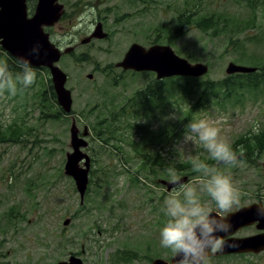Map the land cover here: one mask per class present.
Listing matches in <instances>:
<instances>
[{"label": "rangeland", "instance_id": "obj_1", "mask_svg": "<svg viewBox=\"0 0 264 264\" xmlns=\"http://www.w3.org/2000/svg\"><path fill=\"white\" fill-rule=\"evenodd\" d=\"M108 5L114 10L101 12V15L108 18L111 39L93 38L89 48H79L59 61V66L69 75L67 87L73 90L75 113L57 119L44 115L51 108V75L45 71H39L36 82L15 96L7 92L0 96L1 131L6 135L0 138V199L3 198L0 215L11 206H14L15 215H23L16 228L0 231L4 247L1 264H58L70 252L81 251L83 243L88 257L86 242L89 243L90 236L91 261L102 259L104 262L117 245L128 238H151L156 230L159 237L165 221L161 211L168 195L165 192H171L159 179L169 180L168 169H174L180 177L188 176L187 181L195 180L198 174H186L183 162L197 157L208 160L202 148L185 142L189 121L208 119L229 143L250 130H264V96L257 90H238L231 98L218 90V96L210 95L205 107L197 108L192 117L183 122L202 94L203 82L182 79L180 83L184 86L176 88V81L170 80L155 85L161 91L154 100L134 98L129 101L136 90L156 80L155 74L143 71L133 75L115 65L133 42L148 46V40L154 37L153 30L158 26L175 25L181 12L194 14L198 19L247 21L255 18L257 27H249L239 34L247 47L241 45L236 51L228 46L230 33L214 34L211 28L206 31L193 26L189 28L188 24L184 26L185 34L174 41L173 47L180 55L193 62L209 64V73L203 79L219 81L228 76L225 69L229 61L254 63L257 61L254 54L264 52V41L248 39L255 34H264V6L254 10L242 0H107L105 6ZM99 10L96 7V17ZM83 14L88 26L93 17L91 8ZM73 26L74 23L65 20L56 33L67 41L70 30L79 34L84 29ZM77 52H91V62L79 61ZM111 63L112 68H104ZM89 73L93 74L92 78L88 77ZM114 77H117V83ZM133 103L137 106L145 103L146 108L138 115L117 114L124 105L129 107ZM73 116L81 131L85 125L91 130L89 147L85 150L94 157L92 182L83 204L74 180L64 174L66 153L71 150ZM104 119L106 125L101 126ZM18 125L26 133L21 142H16L15 135L10 134V130L17 129ZM163 128H170L172 133L160 143L149 141V138L144 140V132L148 134ZM99 129L108 131L109 143L101 141L97 135ZM159 154L160 160L153 161ZM147 156L152 162L146 160ZM208 163L232 178L234 166L222 170L228 165L211 160ZM137 170H140L141 178L138 185L131 181ZM235 180L232 178L233 183ZM30 184V193H24L23 188L30 189ZM10 188L16 190L8 194ZM205 200L214 207L210 198L205 197ZM69 216L71 223L64 225ZM92 227H95L94 231H91ZM170 253L160 246V257L165 258ZM209 264H264V256L210 257Z\"/></svg>", "mask_w": 264, "mask_h": 264}, {"label": "water", "instance_id": "obj_2", "mask_svg": "<svg viewBox=\"0 0 264 264\" xmlns=\"http://www.w3.org/2000/svg\"><path fill=\"white\" fill-rule=\"evenodd\" d=\"M8 4L9 0H0V38H2L1 43L3 47L20 60H29L33 66L42 65L47 67L51 75L58 105L65 114L72 113L74 99L72 90L67 87L69 75L59 66V61L64 53L72 52L73 48L69 46L61 50L50 40L49 34L43 32L41 28V24L52 25L59 20L63 13V4L58 0H41L37 13L32 18H27L24 14L21 15L20 10L23 13L25 12L24 5H21L19 12H13L11 9L9 10ZM108 36L109 33L104 30L103 24L100 22L96 25L91 36L86 37L82 42L89 43L91 38L103 39ZM34 48L38 49V55L33 53L32 50ZM115 65L116 67H121L123 70L154 72L158 80L173 76L200 77L208 74L210 70L208 63L202 61L192 62L189 58L180 55L168 43H153L150 46H145L139 42H133L125 52L123 58L116 62ZM256 69V67L251 65L230 61L226 72L229 74L236 72L248 73L254 72ZM88 77L92 78L93 74L89 73ZM90 134L91 130L89 126L85 125L81 131L77 125L75 116H73L70 126L71 150L66 153L64 173L73 178L75 188L80 195L81 204L84 203L90 183L92 157L85 150L89 147L88 137ZM181 179L183 182H186L188 176L181 177ZM159 182L166 185L168 192L174 186L169 180L159 179ZM251 210L254 211L252 208L241 211L239 214H228V222L233 226L238 223L254 221L256 218L250 219L252 218L250 216L252 213H249ZM213 215H215L214 211ZM70 223L71 218H66L64 225H69ZM233 232L234 229H231L227 233L220 234L225 242L223 250L220 251L221 254L232 252L259 253L264 248V246L259 244V239L264 238V234L242 239L235 237L228 238ZM58 264H83V261L77 255L71 254L68 259L60 260ZM153 264H176V258L174 256L170 260L157 258L153 261Z\"/></svg>", "mask_w": 264, "mask_h": 264}, {"label": "flooded vegetation", "instance_id": "obj_3", "mask_svg": "<svg viewBox=\"0 0 264 264\" xmlns=\"http://www.w3.org/2000/svg\"><path fill=\"white\" fill-rule=\"evenodd\" d=\"M40 1L41 0H9V4H8L9 10L11 9V11L13 12H17V11L19 12V10L21 9V5H24L25 12L23 13L20 10L21 15L24 14L27 18H32L37 13ZM58 1L63 4V13L61 17L59 18V20L52 25H47L46 23L44 24L40 23V24H41V28L43 29V32L49 34L50 40L56 46L61 48V50H64L65 48L70 46L73 48L72 52H70L73 55V52L78 51L79 48H82V47L89 48V45H91V40H93V38H91L89 43H83L82 40L85 39L86 37L91 36L96 25L100 22L103 24V28L105 31L106 29H108L107 32L109 33V37L111 36V30L108 26L109 24L108 18L101 15V12L111 13L114 10L112 6H109V5L105 6L107 0H58ZM242 1L248 4V6L250 7L248 0H242ZM256 4L259 6L258 7L259 9H262V6H264V0H258ZM96 7L100 8L99 13L97 14V17L95 16ZM88 8H91V14L93 15V17L91 18V23L87 26L83 19L84 17L83 13ZM0 10H1V6H0ZM65 20H68L70 23H74V26H73L74 29L84 28L81 30L79 34L73 33L71 32L72 30H70L69 32L70 34L68 35L67 41L63 40L56 33L57 28ZM246 29L240 32H234V30H227V32L225 33L226 34L230 33L234 41H237L238 43L242 41L244 45H246L245 41H243L242 38L239 36V34L241 32H245ZM252 36L253 38H248V39L253 42H263L264 41V34L263 36L261 35L257 36L256 34ZM109 39H111V37ZM1 41H2V38H0V62L10 63V69H14L16 70V72H19L20 71V67H19L20 59L17 58L15 55H13L10 51L5 49ZM152 44L153 43L151 41L148 43V46ZM228 46H230V41H229ZM232 51H235V50L232 49ZM70 53H64L62 57L65 55H69ZM77 58L79 59V61L80 60H90L91 62V52H82L78 54ZM254 58L257 59L258 61H261V63L264 64V52L263 51L256 52L254 54ZM234 62L241 63L239 61H234ZM246 65L254 66L257 68L256 71H260V67L257 64L248 63ZM31 67L36 72L37 77H39V74H38L39 71H45L48 74H50L49 69L45 66L31 65ZM124 71L130 72L133 70H124ZM256 71L248 72V73L236 72V73L229 74L226 72V69H225V72L228 76L220 80H223V82L225 81V83H229V85L232 86V90L228 92L227 95L231 98L233 93H235L238 90L251 89V90H257L259 94L264 96V70L260 71V74L257 77L253 78L251 82V86L248 85V86H244L243 88L238 87L239 82L241 81L240 79H245V77H247L248 74H253ZM187 77H192V76H187ZM203 77L204 76L193 77V78H201L199 80L201 82H205L206 80H214V79H203ZM155 79L158 80L156 78V74H155ZM165 79L166 78L162 80H158L159 82L157 84L158 85L166 84L167 81L169 80L165 81ZM214 81H218V80H214ZM201 95L198 98V100L195 102V104L199 103V101L201 100ZM72 113H75L74 110ZM244 137L245 136L240 135L233 142L230 143L238 158V163L233 168L234 173L232 172V178L236 179L234 182V185L238 188L239 192L241 193V199H240L239 206L234 207L230 213L239 214L241 211H245L246 209L253 208L254 211L252 210L249 211V213H252V215H250L252 218L250 219H255V218L256 219L254 221H250L249 223L243 222V223H238L236 225L231 226L232 227L231 229H234V232L231 235H229L228 238L235 237V238L242 239V238H247V237H251V236H255L259 234H264V215H260L258 213V205L264 204V136H262L259 140V142H261L260 145L257 147H254L253 149H249L248 146L245 145V142H247L246 141L247 138H244ZM234 144L236 145L233 146ZM238 148L240 149L238 150ZM91 157L92 159L94 158L92 155ZM228 167L229 166L223 167L222 170L228 169ZM15 190L16 188H13V190L12 188H10L8 194H12ZM29 191H31V185H30V189L29 187L23 188L24 193H30ZM5 197L8 198V195H6ZM2 199H0V205L3 202ZM13 208L14 206H11L6 212L0 215V231L1 232H6L10 227L16 228V226H18L20 222V219L23 218V215H15L14 214L15 211H13ZM213 211H214V207H213ZM69 217L72 218L71 216ZM157 225H158V222H157ZM94 228L95 227H92L91 231H94ZM156 232L157 230L152 234L151 238L149 237L147 238L142 237L141 239H133V238L129 239L128 238L127 241L121 242V245H117V248H115V250L111 254H109L108 258L104 262L102 261V259L97 260L95 262L91 261V250H90L91 249V236L89 237V243L86 242L89 245L88 257H86L87 247L85 246V243H83V245L81 246L82 247L81 251L70 252L69 255L71 254L77 255L78 257L82 259L83 264H153L154 260H156L157 258H160V243H159V237H157ZM259 240H260L259 244L264 246V238L259 239ZM1 241L2 240H0V264H1V258L4 256V252H3L4 247ZM132 241H135V242L132 243V245H129ZM113 243L118 244V241H114ZM8 252H11V251L8 250ZM168 252L170 253L171 251L168 250ZM250 254L251 255L259 254V255L264 256V248L259 253L232 252V253H227V254H221L219 251L213 255H210V257H216V258H224V257H230V256L240 257V256H246ZM172 256L173 254L170 253V255H167L165 258L170 260ZM88 261L90 263H88Z\"/></svg>", "mask_w": 264, "mask_h": 264}, {"label": "clouds", "instance_id": "obj_4", "mask_svg": "<svg viewBox=\"0 0 264 264\" xmlns=\"http://www.w3.org/2000/svg\"><path fill=\"white\" fill-rule=\"evenodd\" d=\"M33 53L38 55V49ZM20 71L13 74L7 63L0 62V96L6 92L15 96L18 91L36 82V72L27 59L19 62ZM185 142H191L207 153L216 164L235 166L238 158L220 129L208 119H191L186 125ZM195 180L183 182L174 169H168L171 192L164 198L161 211L165 216L159 231V243L171 251L176 264H209V256L223 250L221 233L231 230L227 214L240 204L241 193L229 175L198 157L192 161ZM205 197L214 204L209 206ZM264 215V204L258 205Z\"/></svg>", "mask_w": 264, "mask_h": 264}, {"label": "trees", "instance_id": "obj_5", "mask_svg": "<svg viewBox=\"0 0 264 264\" xmlns=\"http://www.w3.org/2000/svg\"><path fill=\"white\" fill-rule=\"evenodd\" d=\"M248 2H249L250 7L253 8L254 10H256L259 7L256 4L258 2V0H248ZM186 24L189 25V28L193 26V27L205 29L206 31H208L211 28L213 30L214 34H219L222 32L225 33V32H227V30H234V32H240V31H242L246 28H249V27H252V28L257 27V22H256L255 18L249 19L247 21H238V20L229 21L227 18L213 19V18H209V17H202V18L198 19L197 16H195L194 14H189L188 12H181L176 18L175 25L156 27L153 30V36L154 37L151 40H148V43L152 41V43H168V44L173 45L174 41H176L177 39H180L185 34L184 26ZM151 35H152V33H151ZM229 41H230V47L235 51L238 50V48L241 45H243V47H245V48L247 47L246 45H244V43L242 41H240L239 43L237 41H234V39H232L231 35L229 37ZM254 64H257L260 67V71L264 70V67H263L264 64H262L261 61L257 60L254 62ZM7 65L9 67V70L11 72H13V74L18 73V72H16V70L10 69V63H7ZM112 67H113V64L111 63L104 68L109 70V68H112ZM260 71H256L253 74H248L247 77H245V79H240L241 81L239 82L238 87L243 88L244 86H248V85L251 86V82H252L253 78L257 77L260 74ZM130 72L133 73V75H137L139 73V72H135V71H130ZM149 73H151V72H149ZM121 74H123V73H121ZM125 74H127V73H125ZM182 79H187V80L192 79V80L199 81L201 78H193V77L183 76V77L166 78L165 81L169 80V82H170V80H175L176 81V88H178L179 86H184V83H182V84L180 83L182 81ZM114 80L116 81L115 83H117V77H114ZM158 82H159L158 80H155L154 82L149 83L144 88L136 90L135 93L129 98V101H132L134 98H143L145 100H152V99L154 100L155 98H157L158 93L161 91V89H159V88L157 89L155 86ZM202 85L204 87H203V92L201 95V100L199 101V103L195 104L194 106H192L190 108L187 115L184 116L183 122H186L188 120V118L192 115L193 111H195L197 108H199V107L204 108L206 103L209 101L210 95L218 96V90H222V91H224L225 96L229 97L227 95V93L232 90V86L229 85V83H225V81L223 82V80H219V81L206 80L205 82L202 83ZM49 91H50L51 108H49L48 111L45 110L46 113H44V115L46 117H49V118L57 119L60 116L62 117L65 113L62 111L61 107H59L57 104V96H56V93L54 91L51 78H50V84H49ZM47 92H48V88H46V93ZM145 105H146L145 103H142L139 106H137L136 104L133 103L129 107L124 105L119 111H117V114L120 112H123L126 115L127 114L138 115L139 113H141L142 110H145V108H146ZM42 108H45V107H42ZM105 121H107V120H105V119L102 120L100 122V125L101 126L106 125ZM24 131L25 130L22 129V126L18 125L17 129L12 128L10 130V134L15 135V137H16L15 141L16 142H21V141H24V136L26 134ZM98 131L99 132H97V135L100 138H102L101 141L109 143L110 142L109 136L107 135L108 131L107 130L104 131L103 129H99ZM110 133L111 132H109V134ZM149 133H152V136H150ZM171 133H172V131L170 128H163L161 130L150 131V132H148V134H146V132H144L143 134L146 135L144 140L149 138V141H157L158 143H160L164 137H169L171 135ZM5 136L6 135L4 133H2V131H1V124H0V138H3ZM242 136H245L244 138H247V140H246L247 142H245V145L248 146L249 149H253L254 147H257L260 145L261 142H259V140L262 136H264V130L262 132H261V130L258 132L250 130L249 132L242 134ZM154 139H157V140H154ZM100 144L102 145V143H100ZM235 145L236 144H234L233 146H235ZM239 149L240 148H238V150ZM142 155L145 156L143 153H142ZM160 157H161V154H159L157 156V158H155V160H153V161L160 160ZM146 160L152 162V158H150L149 156L146 157ZM201 160H205V159H201ZM192 161L193 160H186V162H183V164H182L183 169L186 171L185 172L186 174H191V175L197 174L196 172L193 171ZM205 161L208 162L209 160H205ZM212 162H215V161H212ZM144 166H145V164L142 165L141 167L144 168ZM131 181L137 185L141 182L140 170H137L134 173V175L131 176ZM91 182H92V179L90 178V185H89L88 190L86 192V196L91 190ZM85 198H87V197H85Z\"/></svg>", "mask_w": 264, "mask_h": 264}]
</instances>
